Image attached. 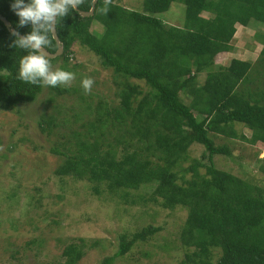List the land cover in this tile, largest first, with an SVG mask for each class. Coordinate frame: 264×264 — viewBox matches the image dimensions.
<instances>
[{
	"label": "trees",
	"instance_id": "obj_1",
	"mask_svg": "<svg viewBox=\"0 0 264 264\" xmlns=\"http://www.w3.org/2000/svg\"><path fill=\"white\" fill-rule=\"evenodd\" d=\"M13 2L0 0V13L17 31L30 33L31 25L18 27ZM172 2L184 6L182 26L166 24L155 16ZM90 7L91 0H85L80 10ZM102 7L103 0H97L92 15L84 17L74 11L58 22L63 52L51 62L61 58L66 62L71 46L78 41L93 51L103 66L126 80L117 81L116 104L100 99L91 103L79 93L92 119L81 121L79 126L86 127L85 132L74 129L71 133L74 140L69 143L75 149L67 141L50 147L52 154L62 157L55 172L93 182L95 193H99L101 182L110 192L123 190V196L129 189L154 184L151 192L138 191L125 201L186 209L177 236L184 249L182 264H264V187L254 179L216 167L213 155L229 154V149L216 145L210 136L264 145V80L261 88L258 83L249 88L257 81L250 76L254 64L260 68L264 64V35L254 33L262 47L253 61L232 57L228 65L215 63L218 54L234 48L238 26L246 27L251 20L264 23V0H142V11L113 0L107 15ZM93 20L104 26L100 35L90 30ZM14 39L0 20L2 107L34 102L43 89L18 79L19 61L27 52L10 47ZM53 45L47 50L54 52L55 41ZM200 73L205 74L202 83L197 80ZM127 79L143 80L147 91L141 94L138 85ZM48 87L57 96L77 90ZM47 100L52 103L54 98ZM54 105L58 114L61 105ZM82 111L73 119L81 120ZM55 120V115L41 114L38 126L43 132L50 131ZM235 123L249 128L250 137L238 133ZM192 143L204 146L207 155L203 153L202 158L206 156L207 161L190 159L183 167ZM161 229L148 224L132 234L122 232L117 251L104 257L101 264H112L135 242ZM79 242L63 248L64 264H75L82 257L85 240ZM169 246L162 242L163 250ZM216 252L219 256L213 261Z\"/></svg>",
	"mask_w": 264,
	"mask_h": 264
},
{
	"label": "rangeland",
	"instance_id": "obj_2",
	"mask_svg": "<svg viewBox=\"0 0 264 264\" xmlns=\"http://www.w3.org/2000/svg\"><path fill=\"white\" fill-rule=\"evenodd\" d=\"M117 1L124 7L142 11V0ZM155 16L166 24L182 26L184 6L172 2L166 11ZM103 27L93 20L90 30L100 35ZM255 32L264 35V23L251 20L246 27L238 26L232 41L234 48L218 54L215 63L228 65L232 57L253 61L262 47ZM51 64L54 70L75 73L76 79L68 87H75L76 91L57 96L47 86L34 102L0 106V264H64L63 248L70 243L79 244L80 238L85 240V245L82 257L75 264H101L104 257L117 251L119 234H132L148 224L162 226V229L135 242L130 251L123 257H116L112 264H182L184 249L177 236L186 209L177 206L170 210L154 203L145 206L125 201L127 197L133 199L138 191L151 192L154 184L142 185L139 190L129 189L123 196V190L110 192L106 183L101 182L99 193H95L93 182L55 172L62 157L52 154L50 147L67 141L70 148L75 149L73 143H69L74 140L71 133L74 129L85 132L86 127L79 126L81 121L92 119L79 93L87 96L91 103L100 99L116 104L119 100L117 81L126 79L118 77L111 67L103 66L99 57L78 41L71 46L66 62L61 58ZM261 66L258 63L253 66L250 76L258 82L249 84L250 89L257 83L260 87L264 80V64ZM86 77L94 80L90 94H85L81 84ZM204 77L205 74L200 73L198 82L202 83ZM127 80L136 83L141 94L148 89L143 80ZM50 96L54 98L52 103L47 100ZM184 101L188 103L190 99L185 96ZM58 103L61 106L57 114L54 104ZM79 111H82L81 120H74V114ZM41 114L45 117L55 115L50 131L40 130ZM234 128L250 137L251 130L243 124L235 123ZM210 136L216 145H227L229 149V154L213 155L216 167L254 179L264 187L263 144L215 134ZM187 153L188 160L182 163L183 167L188 166L190 159L207 161L206 156L202 158L207 152L201 144L192 143ZM163 241L170 244L166 251L162 248ZM218 256L216 252L212 260Z\"/></svg>",
	"mask_w": 264,
	"mask_h": 264
},
{
	"label": "clouds",
	"instance_id": "obj_3",
	"mask_svg": "<svg viewBox=\"0 0 264 264\" xmlns=\"http://www.w3.org/2000/svg\"><path fill=\"white\" fill-rule=\"evenodd\" d=\"M96 0H91L95 5ZM85 0H14L12 10L19 17L18 27L31 25L30 33L23 36L13 30L15 37L10 47L27 52L19 61L18 79L22 82L42 87L71 86L76 79L71 71L53 69L48 48L59 45L57 24L70 12L79 11ZM113 0H103L102 13L107 15ZM85 94H90L94 85L91 77L81 82Z\"/></svg>",
	"mask_w": 264,
	"mask_h": 264
},
{
	"label": "water",
	"instance_id": "obj_4",
	"mask_svg": "<svg viewBox=\"0 0 264 264\" xmlns=\"http://www.w3.org/2000/svg\"><path fill=\"white\" fill-rule=\"evenodd\" d=\"M97 2V0H96ZM95 2V4H96ZM94 8H95V5H92L91 3V7L88 11H83V10H79V14L84 16V17H87V16H90L93 14L94 12ZM0 20L2 21V23L6 26V28L8 29V31L11 33L13 30H16L11 24L10 22L0 13ZM17 31V30H16ZM19 32V31H18ZM19 34L21 36H23L22 33L19 32ZM56 42V41H55ZM49 53H47L50 58H54V57H57L59 55L62 54L63 52V46H62V43L61 41L59 40V45L57 46V49L54 51V52H51L49 50H47Z\"/></svg>",
	"mask_w": 264,
	"mask_h": 264
}]
</instances>
